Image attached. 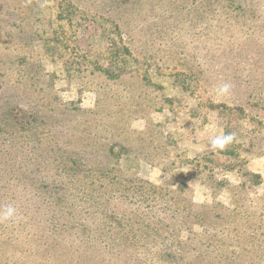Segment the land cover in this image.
Wrapping results in <instances>:
<instances>
[{
  "label": "rangeland",
  "instance_id": "374dc122",
  "mask_svg": "<svg viewBox=\"0 0 264 264\" xmlns=\"http://www.w3.org/2000/svg\"><path fill=\"white\" fill-rule=\"evenodd\" d=\"M0 123V216L16 210L0 219V264H134L100 254L99 187L66 191L58 161L94 165L98 185L116 163L184 185L197 219L231 208L242 173L262 176L252 197L264 199V0H0ZM21 125L36 132L28 154L20 139L9 148ZM227 133L236 140L213 150ZM64 191L77 196L61 201ZM258 205L243 228L259 233L246 260L264 264ZM109 207L128 205L113 197Z\"/></svg>",
  "mask_w": 264,
  "mask_h": 264
},
{
  "label": "trees",
  "instance_id": "16d2710c",
  "mask_svg": "<svg viewBox=\"0 0 264 264\" xmlns=\"http://www.w3.org/2000/svg\"><path fill=\"white\" fill-rule=\"evenodd\" d=\"M146 82L149 83V81ZM0 126L3 125L0 123ZM4 126L13 128V125L7 123H4ZM24 126L21 125L18 130L13 129L8 139L10 149L14 150L18 146V143L14 142L16 139L22 141L23 149L29 145L33 147V150L37 148L26 139L36 136V132H33V127ZM25 129L30 134L25 133L19 136ZM30 149H25L27 154ZM108 153L112 157L117 156L114 146L108 149ZM58 168L60 175L64 176V180L63 178L61 180L62 184L66 185V191L82 186L83 183L86 185L87 182L91 186L99 187L102 197L99 203L102 207L100 215L104 218L103 234L99 235L101 239L99 240H103V246H101L103 252L100 254H106L112 258L129 257L135 260L134 264H177L190 252L201 250L202 254L198 259L185 264H213L212 260L217 261L216 264H258L251 258L249 260L246 258L247 255L250 257L254 255L252 249L247 250V244H253L259 233L255 230L249 234L250 229L243 228L248 226V219L253 217L248 208L259 206L258 204L262 209L258 217L260 222L264 221V203L262 202L264 199L252 197L256 193L255 188L263 181L259 174L242 173L240 185L234 188L237 193H232L231 208L217 214L204 210L202 217L197 219L192 215L193 203L184 197L186 188L184 185L175 190L155 185L138 177H129L117 168V163L113 167L101 168L102 175L105 180H109V183H105L104 180L99 185L91 181L96 174L94 165L90 166L71 159L69 163L58 161ZM66 191L60 194L61 201L63 198H65L63 201L76 198L77 195L73 192L66 196ZM113 197L121 203H126L128 208H110L109 202ZM81 214L82 212H73L72 218L76 215L81 217ZM212 220L218 222L214 225ZM240 220L238 225L241 228L233 227ZM195 226L203 228V233L199 235L195 233ZM184 232L190 234L186 240H182ZM90 248L95 250V247ZM170 258H174L175 262H172Z\"/></svg>",
  "mask_w": 264,
  "mask_h": 264
},
{
  "label": "clouds",
  "instance_id": "9594fccd",
  "mask_svg": "<svg viewBox=\"0 0 264 264\" xmlns=\"http://www.w3.org/2000/svg\"><path fill=\"white\" fill-rule=\"evenodd\" d=\"M231 85L230 84H223L218 89V94L220 95H227L230 92ZM236 140L235 133H227L222 136H217L215 139L211 141V147L213 150L224 151L230 144H232ZM15 208L9 206L6 211L0 216V219L4 220H12L15 217Z\"/></svg>",
  "mask_w": 264,
  "mask_h": 264
}]
</instances>
